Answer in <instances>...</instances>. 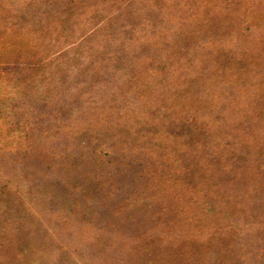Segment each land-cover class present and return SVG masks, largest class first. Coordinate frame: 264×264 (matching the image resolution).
Returning <instances> with one entry per match:
<instances>
[{
	"label": "rangeland",
	"instance_id": "374dc122",
	"mask_svg": "<svg viewBox=\"0 0 264 264\" xmlns=\"http://www.w3.org/2000/svg\"><path fill=\"white\" fill-rule=\"evenodd\" d=\"M133 1L107 0L113 7L106 9L103 0H0V220L4 207L10 209L11 217L22 216L29 208L40 214L34 223L25 219L21 229L0 223V264H264V253L258 252L264 249L261 221L264 212L246 214L245 203L234 199L226 220L209 214L201 220L203 213L196 210V201L190 208L180 200V194L173 195L176 197L170 201L167 187L153 189L161 195L153 198L148 193L151 190L141 189L138 180L130 178L126 166L115 165L112 174L125 173V181L131 184L113 189L119 196L104 222H91L87 217V221L79 224L78 218L69 217L67 212L59 214L54 206L34 203L42 193L34 195L30 187L38 183L44 162L49 165L48 152L59 155L62 141L51 134L54 130L51 136L45 133L49 135L48 143L40 139V129L46 124L35 118L39 111L35 94L30 91L25 94L27 67L35 62L48 66L39 72L46 78L47 71L52 73L57 63L70 64L74 55L80 54L79 61L83 64H99L101 57H92L95 44L111 45L103 40L114 32L120 10ZM154 2L160 5L153 6ZM143 3L147 10L140 13V21L132 31L125 26L117 38L123 39L128 34L137 49L145 50L144 58L135 60L132 81L108 84L106 93L114 94L112 100L123 95L131 104L133 91L146 87L162 101L174 85L168 79L158 78L157 69L161 65L183 64L190 58L189 50L199 51L202 45L213 43L221 45L229 59L225 63L220 61L214 74L224 76L229 66L233 72H227L226 76L240 80L242 93L258 95L264 103V78H261L264 49L260 47L264 45V30L251 33L236 28L250 20L255 7H264V0H144ZM211 3L215 7L208 9ZM151 9L157 14L155 22L151 20ZM121 43L114 44L117 50L124 48ZM116 49L108 51L110 57H116ZM107 60L110 63L113 59ZM236 61L241 62L240 66L232 65ZM33 82L38 85V80ZM209 100L201 98V109H192L191 124L177 123L169 128L174 136L183 138L177 141L187 144L185 155L180 156L188 158V164L199 158L193 153L197 144L195 135H200L208 123L206 111L213 106ZM98 104L96 96L87 94L80 109L94 110ZM28 128L32 155L26 157L24 135ZM189 131L192 133L189 140L196 143L184 138ZM52 160L57 163V159ZM190 166L187 172H191ZM204 178L212 185L219 183L214 172ZM166 194L169 195L166 199L151 203ZM239 202L241 208L234 215L232 206ZM257 230L259 234L254 237ZM67 242L66 248L60 246Z\"/></svg>",
	"mask_w": 264,
	"mask_h": 264
},
{
	"label": "trees",
	"instance_id": "16d2710c",
	"mask_svg": "<svg viewBox=\"0 0 264 264\" xmlns=\"http://www.w3.org/2000/svg\"><path fill=\"white\" fill-rule=\"evenodd\" d=\"M143 1L134 0L120 10V16L114 18V32L103 40L111 45L95 44L92 57H101L99 64H83L79 61L82 56L74 55L70 64L57 63L52 73L47 71L46 78L39 72L45 71L48 66L35 62L27 67L25 94L29 91L35 94L34 100L39 110L35 118L39 117L46 124L40 129V139L48 143L47 138L54 130L51 134L54 133L55 138L62 141L59 155L48 152L49 165L44 162L38 183L30 187L34 195L38 191L42 193L34 203L37 204V201L44 206H54L59 214L67 212L69 217H77L79 224L87 221V217L91 222H104L110 217L111 204H115L119 196L117 190L113 189L117 185L124 187L131 184L125 181V173L112 174L116 165L126 166L130 178L138 180L137 185L141 189L151 190L148 193L153 198L161 196L153 189L167 187L170 201L177 194L189 208L196 201V210L201 209L203 213L199 217L201 220L207 214L217 216L221 221L226 220L229 205L234 199L245 203L246 214L264 212V103L258 95L242 93L240 80L226 76L227 72H233L229 66L224 76L214 74L220 61L225 63L229 60L221 45H202L199 51L189 50L190 58L183 64L161 65L157 69L158 78L168 79L174 85L170 93H165L162 101L146 87L133 91L129 98L131 104L123 95L115 100H112L114 94L107 95L108 84L132 81L135 60L144 58L145 50L137 49L128 34L123 39L117 38L125 26L132 31L140 21V13L147 10ZM103 4L106 9L113 7V3L107 0H103ZM154 5L160 4L154 2ZM211 5L208 9L215 7L213 3ZM156 16L151 9V20L154 21ZM236 28L239 32L251 33L264 30V7H255L250 20L239 23ZM119 42L124 48L117 50L114 44ZM261 46L264 49V45ZM112 49H116L115 58L108 53ZM107 58H112V62L106 63ZM126 58L127 61L124 60ZM221 58L224 60H219ZM240 64L238 61L232 63L234 66ZM261 72L264 75V69ZM34 79L38 80V85H34ZM35 88L36 91H33ZM87 94L96 96L99 101L94 110L80 109ZM201 98H210L213 106L209 103L211 106L206 111L208 123L203 126L204 131L195 135L197 144L193 153L199 158L188 164V158L180 156L182 153L185 155L187 144L177 141L183 138L174 136L169 128L177 123L182 126L191 124L192 109H201ZM185 114L187 119L183 117ZM46 132H49L48 136ZM191 135L189 131L184 138L195 142L189 140ZM31 136V129L28 128L24 135L26 157L32 155ZM155 153L162 154L154 156ZM52 158L57 159V163ZM189 166L191 172H187ZM210 172L219 176V183L213 182L212 185L204 178ZM151 174H154V178H151ZM161 180L163 183H159ZM181 183L186 187L183 188ZM164 197L151 200V203L161 202L169 195ZM239 208L241 203H234L232 213L237 215ZM2 209L0 223L12 224L14 230L18 226L21 229L25 219L36 222V215H40L37 210L29 208L24 215L11 217L8 207ZM76 210L81 213H75ZM261 221L264 224V213ZM258 234L259 231L254 237ZM68 244L60 243V246L66 248ZM258 252L264 253V249L260 248Z\"/></svg>",
	"mask_w": 264,
	"mask_h": 264
}]
</instances>
